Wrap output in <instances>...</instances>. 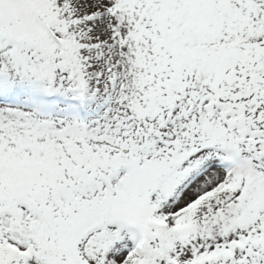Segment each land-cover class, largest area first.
I'll return each instance as SVG.
<instances>
[{"label":"snow or ice","instance_id":"1","mask_svg":"<svg viewBox=\"0 0 264 264\" xmlns=\"http://www.w3.org/2000/svg\"><path fill=\"white\" fill-rule=\"evenodd\" d=\"M0 264H264V0H0Z\"/></svg>","mask_w":264,"mask_h":264}]
</instances>
